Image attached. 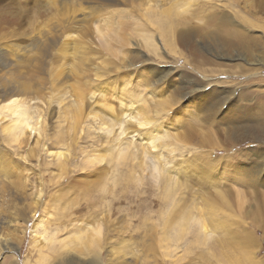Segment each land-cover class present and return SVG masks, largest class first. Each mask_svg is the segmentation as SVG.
Returning a JSON list of instances; mask_svg holds the SVG:
<instances>
[{"label":"rangeland","instance_id":"obj_1","mask_svg":"<svg viewBox=\"0 0 264 264\" xmlns=\"http://www.w3.org/2000/svg\"><path fill=\"white\" fill-rule=\"evenodd\" d=\"M157 1V11L167 8V5H162L163 0ZM190 1L185 15L190 27L198 28L199 32L191 41L179 42L176 47L178 54L175 55L166 49L165 40L160 32L162 38L157 35L155 26L143 28L140 26L142 22L138 25L131 20L130 16L134 15L133 19L138 23L137 19L141 20L142 15L147 14L148 0L134 1L136 9L129 5L128 0H0V110L9 104L7 101L12 94L15 99H30L32 107H45L49 126L46 130L49 141L45 147L52 153L56 152V147L61 145L54 140L60 115L70 117L76 123H96L99 118H94L95 112L91 109L98 111L104 106L117 105L111 98L112 87L93 93L92 85L86 87L81 81L78 87L79 93L84 94L85 108L84 111H74L70 100L75 99L78 105L79 96L76 84L69 78L71 71L83 68V75L92 78L91 75L100 71L98 69L103 67V63L107 70L112 71L110 62L116 61L113 56L118 53V57H125L124 61L134 63L131 71L137 76L132 84L139 85L137 94L144 96L138 103L140 111L154 119L158 101L168 110L158 113L154 120L156 127L162 128L160 137L164 142L182 150L180 156L178 151L174 152L176 164H184L187 158L198 159L200 155L212 157L214 170L211 176L215 178H210V182L205 180L208 194H200L198 183L184 182L187 168L184 166L179 175L183 183L181 187L192 189L193 195H187L185 189L177 197L190 199L194 196L195 207L199 206L204 213L213 211L211 213L216 215L209 218L210 215L204 214V225L209 235L174 238L168 231H163L142 234L139 236L142 237L141 242L138 239L135 242V235L131 234L117 244V235L105 229V222L110 230H123L127 223L133 225L135 222L130 221L132 216L129 214L111 216L101 212L95 214L104 226L100 233V246H92L94 224L85 215L88 209L80 205L83 199L72 191L77 185L82 189L83 176L74 178L72 188L63 181L51 186L49 179H56L58 170L72 169L81 164V159L85 158L78 149L88 153L94 151L82 143L76 147L61 145L62 150L58 149L63 154L68 152V159L59 161L57 166L53 164L54 159L44 153L36 155V158L32 152L31 158L24 161L25 151L34 146L36 136L28 138V145L17 146L18 143L12 142L10 133L5 131L10 117L1 114L0 154L11 156L12 169H22L24 174L30 175L23 186V180L17 179L13 184V180L0 174V237L9 239L7 243L10 244L7 245L9 248L0 247V264H96L93 263L96 257L100 259L99 264H264V0ZM155 2L150 0V5ZM222 16L225 21L219 23L217 18ZM234 31L240 38L234 37ZM150 33L154 38L152 42L156 43L153 45L155 50L161 51L158 53L160 58L156 56L157 51L149 53L140 48V37ZM100 35L107 36L102 38ZM222 40L227 44H222ZM112 41L124 42L123 48L116 53ZM132 56L134 61H131ZM170 70L174 74L170 73L168 84L157 82V87L162 86L163 90L160 89L155 99L148 100L149 95L144 94L148 88L142 82L147 80L150 83ZM141 73L149 77L141 76ZM181 76L190 83L194 79L199 86L193 91L180 89ZM26 87L30 93L21 94L22 88ZM117 87L120 85L116 84L115 92ZM218 91L226 92L229 99L214 105L207 97ZM61 102L64 107L58 108ZM128 105L123 104V107L127 109ZM106 110L98 115L101 120L110 121L112 113L108 108ZM58 111L63 113L59 115ZM187 124L194 131L187 130ZM126 128L129 134L126 138L125 135L120 137L122 143H128L131 152L142 149L140 145L146 142H139L138 134L143 130L134 124ZM113 133L119 132L115 128ZM203 139L202 145L200 140ZM107 141L101 137L103 146L95 149L108 151ZM132 158V163H139L140 159ZM115 165L122 164L115 162ZM229 165L234 166V170ZM44 166L48 167L46 171L49 170L51 175L46 174L43 187H49L42 193L44 195L34 213L35 192L40 189L34 174L38 175L39 168L43 170ZM101 169L106 171L103 165ZM198 170L193 169L190 173L201 175ZM238 177L243 183L231 180ZM88 187L89 184L84 183V189ZM216 192H221L224 200L216 199ZM78 208L82 210L76 211ZM36 221L39 222L34 225ZM43 232L45 234L42 235ZM79 235V243L74 244ZM221 237H225L232 246L221 247ZM243 240H246L244 248ZM187 256L189 258L184 261Z\"/></svg>","mask_w":264,"mask_h":264},{"label":"bare ground","instance_id":"obj_2","mask_svg":"<svg viewBox=\"0 0 264 264\" xmlns=\"http://www.w3.org/2000/svg\"><path fill=\"white\" fill-rule=\"evenodd\" d=\"M128 1H129V5L132 8L136 9V6H134L133 3L134 1L137 0H128ZM157 2L158 1L156 0L154 4L150 5V0H148L147 2L148 7L147 9H145L146 11L145 13L147 14L142 15L141 20L137 19L139 21L138 23L133 19L135 17L134 15L130 16L132 17L131 20L132 22H135L138 25L142 22V25L140 26H142L143 28H147L150 26L154 28L155 26L157 28V35H159L160 32L165 40L166 49L170 53H175L176 55L178 54L176 50L177 44H179V42L182 41H184V43L186 41H191L192 37L197 36V33L199 32L198 28L190 27L188 21L189 19L186 18L187 15L186 13H188V7L191 4V1L163 0L162 5H167V8L162 9L160 11H157V6H158ZM222 10L224 9L222 8ZM223 19L225 18H223L222 16L221 18L220 17L217 18V21H219V23H222L225 21ZM147 22L149 24H147ZM97 33H99V30H97ZM152 35L153 34L150 33L149 35L144 34L140 37L141 38L140 48H143V50H146L149 53L151 51L154 52L155 48L153 45H156V43L154 44V42H152L154 40V38H152ZM103 36L104 35H100V37L102 38L106 37L107 35L104 37ZM234 37L240 38L238 32L234 31ZM121 40H123V38ZM112 42L114 44L113 47L114 48L116 47V53L117 50L122 49L124 46L123 44L124 42L122 41H112ZM220 42H222V44L225 45L227 44V41L224 40ZM102 43L104 44L106 43L108 45L107 42H102ZM100 46H103V44H101ZM155 51H157L156 56L158 57L159 50L157 49ZM159 54H161V51ZM113 57L117 62L116 61L110 62V65H112V71L107 70L106 64L103 63V67L98 69L100 71H98L96 74L91 75L92 78H88L83 75L84 69L82 67L80 71L76 69L73 71V73L71 71V76H69V78L71 77L73 82L76 84L77 94L79 96L78 97L79 103H77L78 105H76L77 101H75V99L70 100L71 101L70 107L74 109V111H79V112L84 111L85 108L84 107L85 101L83 99L84 94L82 95L81 92L79 93V87H78L79 86L78 84H80L81 81L83 85H86V87L87 86L91 87L92 85L93 88H91V90H93L92 91L93 93H95L96 91L103 92L105 89L112 87L113 91L111 92V98L113 99V102L117 103V105L115 107L112 106L103 107L101 105L103 108L99 109L98 111L93 110L94 108L91 109L90 111L95 112V115H93L94 118H99V121L96 123L94 122L83 123V124L81 122L76 123L70 117L65 118V116H61L60 114H62L63 111L62 112L58 111L61 119L60 120L58 119L57 121L56 124L57 131L54 136V140L60 143L62 146L69 145L71 147L72 146L76 147L77 144L80 143L87 144L86 146H89L94 152L88 153L78 149L79 154L81 155L83 154L85 159L82 158L81 164L72 169L58 170L54 167L56 170H58V172L55 173L56 179L54 180L53 178L49 179V182H51L50 185L56 186L60 184L61 181H63V183H65L66 186L71 187V183L74 182L75 177L79 175L83 176L84 178L83 182L81 181L83 184L80 183L81 186H83L82 189L80 190L79 185H77V187H74L75 189H72V191L76 192V196L78 198L83 199L80 205L82 204L84 208L88 209V211L85 212L86 213L85 215L86 216L88 215L89 216L88 220L93 222L94 224L91 231V234L95 236V239L92 241V246L93 245H96L98 247L100 246V233L102 232V227L104 229V226L99 222L98 219L95 218L96 216L95 214L101 212H106L107 215H111V216H113L116 213L119 214L124 213V215L129 214L130 217L132 216L130 221L135 223L133 225L127 223L123 230L122 229L117 230V228H113L112 230H110L107 221L105 222V229L108 231H113L117 235V237H115L117 244L123 242L126 237H130L131 234L135 235V242L137 239L139 240V242H141L142 237L139 236L142 234H152L163 231H168L174 238H182L184 236L192 235V234L209 235V233H207L209 230L207 226L204 225V219H205L204 214L210 215L209 218H215L216 217L215 213H211L213 211L210 212L208 211L209 213H204V210L200 209L199 206L195 207L197 203L194 200V196H191V198L188 199L187 197L184 196L178 198L177 195L183 192L185 189H187V195H189L188 193L193 195L192 189L190 190L188 189V187L187 188L181 187L183 186V183H181V180L179 179V175L181 174L180 169H182V167L184 166L187 167L186 171H184V178H185L184 182L185 183L190 182L193 184L198 183L196 185H198V187L201 189L200 190L198 188L200 194H204V195L208 194L209 191L206 189L207 185L205 184L206 183L205 180L209 179L208 182H210V178L211 179L215 178V177L212 178L211 176L212 170H214V167H212V163L214 162V161L212 162V157L207 158V156L200 155L198 159L195 157L194 158L192 157L190 159L187 158L184 164H179V165L176 164L174 152L178 151L180 156L182 154V150H178L172 145L164 142V139H162L163 137H160L161 136L160 133H162V128L156 127L155 125L156 121L154 120L157 116H159L158 113L167 112L168 110H165L166 109L165 105L159 103L158 101L157 103V105L159 104L158 111H155L153 113L155 116L154 119H150L149 116L144 114V111L143 112L140 111L138 103L142 101L144 96L137 94V88H139V85L136 86V84L135 85L132 84L134 77L137 76V74H135L136 72L131 71L132 70L131 67L133 66L132 64L134 63L130 64L129 57L127 58V60L129 61H124L125 57L124 56L118 57V53ZM134 59L135 57L132 56L131 61H134ZM178 61L179 59L177 60V62ZM187 63H189V61ZM79 66H81V64ZM79 66L77 68H79ZM170 73L174 74V72H172L171 70L169 72H164L162 73L161 78L157 79L158 77L157 76L156 79H154V81L150 82L151 84L147 80L142 82L144 84V87L148 88L145 90L144 93L146 95H149V97H147L148 100L149 98L155 99L159 94L160 89L162 88L161 91L163 90L162 86L157 87L156 85L157 82L158 83L165 82L166 85L168 84L167 82H169L168 78ZM141 76H145L146 78L149 77L146 75H142V73ZM184 76L180 77V79H182L180 81L181 86L180 85L178 86L180 89L188 88L187 90L190 89L191 91H193V89L199 86V84L198 85L196 84L197 81L195 82L194 79L192 80V83H190L189 81L187 82V79L185 78L187 75L185 77ZM116 84H119L120 87H117L118 90L115 92ZM155 86L157 87L156 89L154 88ZM26 92L30 93V91H28V87L24 89L22 88L21 94H26ZM214 92H212L210 96L208 95L207 97L208 101L213 103L214 105H216L219 102L222 103L229 99L227 93L224 91H220V92L218 91L217 93ZM102 94L103 93H101V95ZM224 97H226L227 99L226 98L224 99ZM89 99L90 98L88 97V100ZM7 102L9 104L2 107V110H0V115L4 114L6 117H10L9 125L5 128V131L10 133L11 141L14 143H18L16 144L17 146H20L22 144L26 146L28 145V142H26L28 138H30L31 135H34V137L36 136L34 146L27 148V150L25 151L26 154L24 155L25 157L23 158L24 161H26L27 158H31L32 152L33 155H35V157L36 155L38 157V155L44 153L45 156L54 159L53 161L55 163L53 164H55V166H57V163L59 161L68 159L67 157L68 152L65 151L63 154V151H59V149L62 150L61 145H58L56 147L57 151L53 153L52 151H48L45 147V143L49 141V138L47 137L46 134V130L49 126L45 117V115H47V112H45L44 110L45 107L44 109L41 108L43 106L32 107V105L30 104L31 102L30 99H23V100L15 99L13 94L10 95ZM123 104L124 106L129 104L127 109L123 107ZM61 106L64 107V104L62 102L61 104H58V108ZM76 106L78 107V109L76 108ZM86 107L88 106L86 105ZM106 108H108V111L112 113V119L110 121H103L100 119V116L98 115L103 113L104 109L105 111H107ZM64 110L67 109L65 108ZM131 124H134L136 125V127L143 130L142 134L140 135L138 134V137L140 136L139 142H141L142 140H145L146 142L145 145H140L142 146V149H135V146H133L135 151L132 152H131L132 148H130V145L125 142L122 143V139H120V137L122 138V136L124 135L126 138V136L129 134L128 128L126 127L127 125H131ZM145 127L147 128V130H144L146 129ZM115 128L118 130L119 132L118 134L113 133ZM186 129L187 130L191 129L190 124L187 126ZM191 131L194 130L191 129ZM101 137H105L108 140L107 142H105V145L108 147V151L110 150L109 152L106 149H95L98 146H103L100 143ZM200 141L201 144L203 145L205 140L203 139ZM99 143L100 145H98ZM151 152L153 154H151ZM193 154H191V156ZM131 157H133L132 160L140 159L139 163L138 162L132 163ZM115 162H118L119 164L122 165L121 166L118 165L117 167L115 165ZM11 165H13V160L11 156L0 154L1 176L6 177V179L9 178L10 180H13L12 181L13 184L17 183L16 182L17 179L18 181L23 180L22 184L23 186H25L26 179L30 174L28 173L24 174L22 169H16V168L12 169ZM102 165L106 167V171H103L101 169ZM229 166H230L229 168H232V170H234L233 168L234 166L232 165ZM47 168L48 167L45 166L43 167V170L39 168L38 175L33 173L36 176L35 179H37V182L39 183V187H40V189H37V191L35 192L36 199L34 201L35 206L33 212L36 211L37 204L40 201L41 196L44 195L42 193L44 192L45 189L47 190V187H49L48 185L46 186L44 185L43 187L44 177L47 175L48 176L51 175L50 173H48L49 170L46 171ZM237 168L235 172H237ZM193 169H199L198 171L199 173H201V175L198 176L196 174L194 175L195 172L192 175L190 171L193 172L192 171ZM21 177L23 178L25 177V179ZM231 180H233L234 183H237L239 181L243 183V180H241L240 177L233 178ZM218 181L217 183H219ZM84 183L89 184V187L87 189H84ZM217 183H214V185L216 186ZM6 189L7 188H5L4 190ZM223 197L224 195L221 192H216L215 194L216 199L224 200ZM153 208H157V210L154 211ZM78 210L81 211L82 209L78 208L76 211ZM38 222L35 223L34 225L38 224ZM220 226L221 224L219 225V227ZM132 230H134L133 232L135 234L130 233V231ZM43 234H45V232H43L42 235ZM42 235H40L39 238L42 239ZM79 238L80 235L77 239H75L76 243L74 244L79 243ZM8 241L9 239L3 238L2 240V238L0 237V247L2 248L4 246L6 248L7 247L9 248V246H7L9 244L7 243ZM33 241H35V238ZM242 242L244 248V244L246 243V240H243ZM219 244L223 248L232 246V244L228 240H226L225 237L220 238ZM240 244L241 241L238 243V245L236 244L237 247L240 246ZM246 253L248 252L246 251ZM225 255L227 256V254ZM248 256L247 258H249ZM188 258H189L188 256L185 257L184 261H187ZM242 259L244 258L242 257ZM202 261H204L203 258ZM94 262L96 264L97 263L99 264L100 263L99 257L93 258V263ZM206 262H209V260L207 259Z\"/></svg>","mask_w":264,"mask_h":264}]
</instances>
